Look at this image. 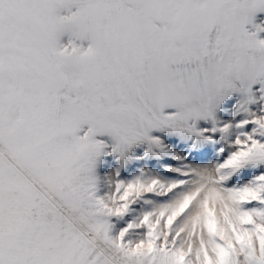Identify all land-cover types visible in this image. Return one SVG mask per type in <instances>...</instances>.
Masks as SVG:
<instances>
[{
    "label": "snow or ice",
    "instance_id": "obj_1",
    "mask_svg": "<svg viewBox=\"0 0 264 264\" xmlns=\"http://www.w3.org/2000/svg\"><path fill=\"white\" fill-rule=\"evenodd\" d=\"M264 0H0V264H264Z\"/></svg>",
    "mask_w": 264,
    "mask_h": 264
},
{
    "label": "rangeland",
    "instance_id": "obj_2",
    "mask_svg": "<svg viewBox=\"0 0 264 264\" xmlns=\"http://www.w3.org/2000/svg\"><path fill=\"white\" fill-rule=\"evenodd\" d=\"M254 22L264 25V13H258ZM259 38L264 39V32L259 34Z\"/></svg>",
    "mask_w": 264,
    "mask_h": 264
}]
</instances>
